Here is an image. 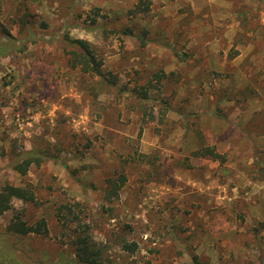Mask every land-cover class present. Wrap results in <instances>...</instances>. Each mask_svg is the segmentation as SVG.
Segmentation results:
<instances>
[{
  "label": "rangeland",
  "instance_id": "1",
  "mask_svg": "<svg viewBox=\"0 0 264 264\" xmlns=\"http://www.w3.org/2000/svg\"><path fill=\"white\" fill-rule=\"evenodd\" d=\"M142 1L0 0L17 47L0 54V192L34 193L0 213L4 258L78 264L83 231L104 264H264V0ZM70 39L114 81L72 68ZM17 218L47 232L15 237Z\"/></svg>",
  "mask_w": 264,
  "mask_h": 264
},
{
  "label": "trees",
  "instance_id": "2",
  "mask_svg": "<svg viewBox=\"0 0 264 264\" xmlns=\"http://www.w3.org/2000/svg\"><path fill=\"white\" fill-rule=\"evenodd\" d=\"M142 2L144 1L141 0V3L138 4L137 7H140ZM140 10L147 11L148 10L147 3L144 2ZM68 41L70 47H73L72 53L75 56V58H71V59L68 58L67 60L69 61V63L70 62L72 63L71 64L72 68H74L78 63H80L81 64L80 67L83 71L85 72L89 71L93 75L102 78L101 80L103 81L99 83L98 90L103 87L104 81L106 83H109L111 80L114 81L113 76L109 77L111 80L107 78H103L104 74H102L100 71V67H99L100 63H98L95 60V57L91 55V52L88 47V42L86 40L70 39ZM16 48H17L16 46L7 42L0 43V54L4 55L7 52L14 50ZM140 98L143 99L147 98L146 92L142 93ZM192 154L197 157H209L210 159L214 161H218L219 163H223L225 161L224 154L217 152L214 147L206 144H202L201 147L195 150ZM21 156L24 159L23 160L24 167H27L33 161L38 163L39 160L37 159V157L40 158V156L37 155L33 150L23 151L20 154V157ZM13 166L15 169L20 170L21 174L25 173V168L22 167L23 165L15 163ZM123 181H124L123 174H120L119 180L108 179L107 182L109 183L108 186L109 188L105 190V197L109 198L111 196L117 195V191L120 188V186L123 184ZM12 198H18L24 202H32L34 201V193L31 189L6 184L3 187L2 191L0 192V213L10 209L11 207L10 201ZM6 230L7 233L15 237H20L30 233L45 234L47 232V227L43 219L37 220L33 224H26V222L17 218L16 220L11 221V223L8 225ZM74 232H76V230H74ZM82 232L83 231L77 232L74 238L71 240V243L74 245V251H75L74 255L78 264H104L102 257H103V252L105 251L104 250L105 247L103 246L96 247L99 243H96L92 239V237L89 236V234H82ZM121 243L123 249L129 252H134L136 249L135 243H128L123 240ZM13 255L14 252L12 249L9 251L8 258H4L3 253L0 252V264H25L22 260L14 257ZM192 264H203V263L200 262L196 256H193Z\"/></svg>",
  "mask_w": 264,
  "mask_h": 264
}]
</instances>
